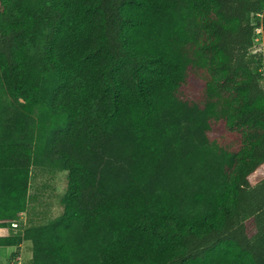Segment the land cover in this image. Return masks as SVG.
I'll return each mask as SVG.
<instances>
[{
  "label": "trees",
  "instance_id": "1",
  "mask_svg": "<svg viewBox=\"0 0 264 264\" xmlns=\"http://www.w3.org/2000/svg\"><path fill=\"white\" fill-rule=\"evenodd\" d=\"M258 13L264 0H0L1 82L40 115L0 138L15 217L41 156L69 172L63 213L25 230L27 264H264Z\"/></svg>",
  "mask_w": 264,
  "mask_h": 264
},
{
  "label": "rangeland",
  "instance_id": "2",
  "mask_svg": "<svg viewBox=\"0 0 264 264\" xmlns=\"http://www.w3.org/2000/svg\"><path fill=\"white\" fill-rule=\"evenodd\" d=\"M251 19L256 22L259 18L257 15L252 14ZM254 36H257L256 33ZM257 48L258 50L256 49V52L253 51L249 53L252 58V67L257 71L264 73V46L257 43ZM254 53L256 54L254 55ZM260 82L261 85L264 86V75L262 74ZM21 101H23V99H18L8 92L0 79V110L4 123H8L6 126L0 127V138L5 137L7 133L6 128H10V130L13 131L16 130L21 123L25 125L22 129L23 133H27L30 127H32L30 124L36 125L38 119H40L37 108L28 111L22 106ZM31 171V175H33L35 179H40L33 181V187L34 184L36 185L37 183L42 185V190L40 189V193L42 194H40L42 196L40 209L50 210L48 212L39 213L37 224H46L56 220L64 211L63 197L68 186L69 172L61 168L56 159L49 157L48 154H44L40 157L38 162H34ZM51 206H54L55 209H50ZM24 229L25 226L22 225L18 232L22 233Z\"/></svg>",
  "mask_w": 264,
  "mask_h": 264
},
{
  "label": "crops",
  "instance_id": "3",
  "mask_svg": "<svg viewBox=\"0 0 264 264\" xmlns=\"http://www.w3.org/2000/svg\"><path fill=\"white\" fill-rule=\"evenodd\" d=\"M37 179L31 175L27 209L25 212H19L15 217V201L11 203L5 199L7 178L4 173H0V240L9 239L8 244H0V264H27L33 257V241L24 238L23 235L27 228L41 225L37 224L39 213L50 211L40 209L42 185L37 183L33 187V181ZM50 209L55 208L51 206ZM6 213H8L7 216ZM11 213L14 216L13 220H7ZM22 225L25 226V229L19 233Z\"/></svg>",
  "mask_w": 264,
  "mask_h": 264
},
{
  "label": "built area",
  "instance_id": "4",
  "mask_svg": "<svg viewBox=\"0 0 264 264\" xmlns=\"http://www.w3.org/2000/svg\"><path fill=\"white\" fill-rule=\"evenodd\" d=\"M257 16L259 18L258 21L260 23L257 25V27L255 29V32H256L257 36H255L254 39H255L256 44L260 43V44H262L264 46L263 13H258ZM263 75H264V73H263Z\"/></svg>",
  "mask_w": 264,
  "mask_h": 264
}]
</instances>
